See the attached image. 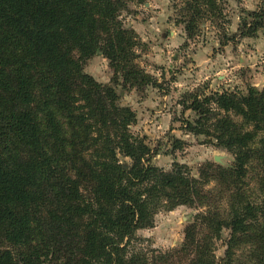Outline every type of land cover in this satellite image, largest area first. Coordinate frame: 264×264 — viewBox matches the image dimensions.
Segmentation results:
<instances>
[{"label":"trees","instance_id":"trees-1","mask_svg":"<svg viewBox=\"0 0 264 264\" xmlns=\"http://www.w3.org/2000/svg\"><path fill=\"white\" fill-rule=\"evenodd\" d=\"M130 1L146 0H0V264H264V87L197 89L180 100L195 115L184 129L215 139L230 165L206 163L195 177L179 162L152 164L116 89L158 83L138 64L140 39L120 18ZM223 1L179 0L176 22L188 39L209 21L221 45L235 40L222 24ZM263 26V9L246 10L237 35ZM98 52L110 83L83 69ZM183 145L173 138L171 148ZM219 177L224 189L205 188ZM194 203L206 210L179 247L148 256L134 245L159 210Z\"/></svg>","mask_w":264,"mask_h":264},{"label":"rangeland","instance_id":"rangeland-1","mask_svg":"<svg viewBox=\"0 0 264 264\" xmlns=\"http://www.w3.org/2000/svg\"><path fill=\"white\" fill-rule=\"evenodd\" d=\"M179 0H146L144 3L130 1L121 12L123 24L133 28L140 39L136 48L137 62L146 73L156 78L157 86H138L122 90L117 86L119 105L128 106L136 114L129 125L130 131L150 146V162L169 169L174 162L185 164L191 175L227 167L233 155L216 145V140L206 134H193L184 129L183 120H193L191 110L182 112L180 100L187 91L239 90L248 84L264 87V26L254 37H239V17L246 10H264V0H224L225 20L223 27L234 41L221 45V29L207 21L193 38L186 37L182 24L176 22L175 5ZM245 10V11H244ZM221 24V23H220ZM220 29V31H219ZM86 73L96 81L110 83L112 70L100 52L88 58L83 65ZM237 122L239 117L233 116ZM173 138L183 141L181 149L172 150ZM123 165L129 159L122 155ZM213 173V172H212ZM217 177V175H215ZM205 186L224 189L222 179L213 178ZM215 195V194H214ZM206 210L198 203L178 204L169 210H159L153 225L136 231L137 248L148 256L162 254L177 248L184 240L186 225L197 212ZM228 230L215 239L216 255L223 254ZM163 264V263H162Z\"/></svg>","mask_w":264,"mask_h":264}]
</instances>
